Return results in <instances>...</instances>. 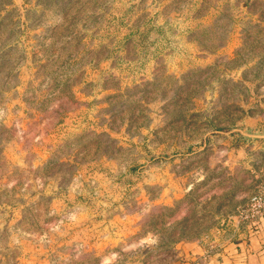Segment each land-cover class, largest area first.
I'll use <instances>...</instances> for the list:
<instances>
[{"label":"rangeland","instance_id":"rangeland-1","mask_svg":"<svg viewBox=\"0 0 264 264\" xmlns=\"http://www.w3.org/2000/svg\"><path fill=\"white\" fill-rule=\"evenodd\" d=\"M262 188L264 0H0V264H176Z\"/></svg>","mask_w":264,"mask_h":264},{"label":"crops","instance_id":"crops-1","mask_svg":"<svg viewBox=\"0 0 264 264\" xmlns=\"http://www.w3.org/2000/svg\"><path fill=\"white\" fill-rule=\"evenodd\" d=\"M206 249L198 247L176 264H264V217L255 225L240 224L227 240Z\"/></svg>","mask_w":264,"mask_h":264},{"label":"built area","instance_id":"built-area-1","mask_svg":"<svg viewBox=\"0 0 264 264\" xmlns=\"http://www.w3.org/2000/svg\"><path fill=\"white\" fill-rule=\"evenodd\" d=\"M264 217V188L252 194L236 216V225H255ZM210 248L208 251H211Z\"/></svg>","mask_w":264,"mask_h":264}]
</instances>
